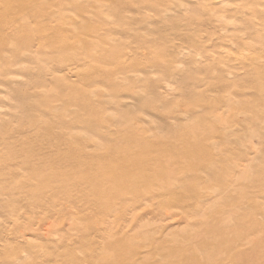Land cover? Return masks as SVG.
<instances>
[{
    "label": "rangeland",
    "instance_id": "1",
    "mask_svg": "<svg viewBox=\"0 0 264 264\" xmlns=\"http://www.w3.org/2000/svg\"><path fill=\"white\" fill-rule=\"evenodd\" d=\"M254 1L0 0V264H264Z\"/></svg>",
    "mask_w": 264,
    "mask_h": 264
},
{
    "label": "bare ground",
    "instance_id": "2",
    "mask_svg": "<svg viewBox=\"0 0 264 264\" xmlns=\"http://www.w3.org/2000/svg\"><path fill=\"white\" fill-rule=\"evenodd\" d=\"M177 1H178V0H177ZM262 2H263V1H262ZM254 3H257V0H255ZM259 3H260V2H259ZM182 5H184V4H182ZM255 5H256V4H255ZM238 6H239V5H238ZM257 6H258V5H257ZM259 6H260V5H259ZM188 7H189V6H187V8H188ZM262 7H264V6H262ZM182 8H183V6H182ZM229 8H230V7H229ZM247 8H248V7H247ZM258 8H259V7H258ZM28 9H29V8H28ZM28 9H25V12L28 11ZM184 9H185V8H184ZM223 9H224V8H223ZM30 10H32V9H30ZM228 10H229V9H228ZM250 10H251V9H250ZM262 10H263V9H262ZM38 11H39V10H38ZM224 11H225V10H224ZM237 11H238V10H237ZM14 12H15V11H14ZM25 12H24V13H25ZM248 12H249V11H248ZM16 13H17V12H16ZM26 13H27V12H26ZM26 13H25V14H26ZM222 13H223V12H222ZM240 13H241V12H240ZM244 14H245V13H244ZM259 14H260V13H259ZM26 15H28V13H27ZM238 15H239V14H238ZM24 16H25V15H24ZM245 16H246V14H245ZM27 17H28V16H27ZM247 17H248V16H247ZM56 18H57V17H56ZM213 18H214V17H213ZM27 19H29V18H27ZM222 19H224V18L222 17ZM200 20H201V19H200ZM214 20H215V19H214ZM155 21H156V18H155L153 15L150 14V16L147 17V20H146V23H147V24H146V25H151V24L155 23ZM220 21H221V20H220ZM228 25H229V24H228ZM230 25H232V24H230ZM257 25H258V24H257ZM232 26H233V25H232ZM227 27H228V26H227ZM230 27H231V26H230ZM34 28H35V27H34ZM225 28H226V27H225ZM232 28H234V27H232ZM235 28H236V27H235ZM257 29H258V28H257ZM255 30H256V28H255ZM54 31H55V30H54ZM224 31H225V30H224ZM34 34H35V33H34ZM243 35H244V34H243ZM240 36H241V35H240ZM261 36H263V35H261ZM259 38H260V37H259ZM259 38H258V39H259ZM262 38H263V37H261L260 41L262 40ZM241 39H242V38H241ZM200 40H201V39H200ZM198 41H199V40H198ZM191 44H192V43H191ZM199 44H200V43H199ZM193 45H194V44H193ZM183 50H184V49L181 50L182 53H183ZM184 51H185V50H184ZM161 52H162V51H161ZM182 53H181V55H183ZM158 54H159V53H158ZM244 54H245V53H244ZM178 58H180V57H178ZM178 58H177V59H178ZM183 58H184V57H183ZM254 60H255V58H254ZM256 60H257V59H256ZM255 62H257V61H255ZM260 76H261V75H260ZM262 79H263V77H262ZM262 79H259V82H260V80H262ZM257 82H258V81H257ZM259 82H258V83H259ZM262 83H264L263 80H262V82L259 83L260 86L262 85ZM259 84H258V85H259ZM198 85H200V84H198ZM205 86H206V85H205ZM263 86H264V84L262 85V88H264ZM258 89H260V92H261V93H262V92L264 93V90H263V89L261 90V88H259V87H258ZM44 115H45V114H44ZM123 159H124V158H123ZM13 183H14V181H13ZM13 183H12V184H13ZM15 185H16V184H15ZM12 186H13V185H12ZM12 189H13V188H12ZM7 190H8V188H7ZM13 192H14V191H13ZM18 192H19V191H18ZM11 193H12V192H11ZM70 257H71V256H70ZM71 258H72V257H71ZM71 258H70V259H71ZM70 259H69V260H70ZM71 260H73V258H72ZM122 260H123V259H122ZM143 262H144V261H143ZM145 263L148 264V262H146V261H145ZM133 264H134V263H133Z\"/></svg>",
    "mask_w": 264,
    "mask_h": 264
}]
</instances>
